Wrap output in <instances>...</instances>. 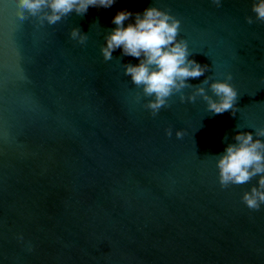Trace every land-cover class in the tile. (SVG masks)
Here are the masks:
<instances>
[{"label":"water","instance_id":"obj_1","mask_svg":"<svg viewBox=\"0 0 264 264\" xmlns=\"http://www.w3.org/2000/svg\"><path fill=\"white\" fill-rule=\"evenodd\" d=\"M252 3L116 0L40 26L0 0V264H264V205L242 200L259 177L222 188L216 164L239 131L264 127V23H247ZM152 4L181 19L189 59L210 66L188 83L232 73L235 116L175 93L154 117L124 74L139 59L117 49L104 60L117 12Z\"/></svg>","mask_w":264,"mask_h":264},{"label":"clouds","instance_id":"obj_2","mask_svg":"<svg viewBox=\"0 0 264 264\" xmlns=\"http://www.w3.org/2000/svg\"><path fill=\"white\" fill-rule=\"evenodd\" d=\"M216 7L222 6V0H211ZM116 0H16V15L21 20L36 18L40 26L45 23L55 25L64 18L75 13L84 16L89 7L110 8ZM252 13L246 17L248 24L264 23V0H253ZM135 16L134 22L125 21ZM112 23L116 25L105 36L106 43L101 46L105 61L113 59V52L122 49V56L139 59L138 64L131 62L123 64L125 75L129 76L132 84L142 92L136 94V101L147 99L143 107L150 110L152 116L169 106V98L180 94L181 102L194 103L201 97L208 111L220 115L230 111L236 115L239 108L238 89L230 82L232 73L228 72L225 79L212 80L207 76L199 85L188 83L189 78L204 76L209 65H201L191 54L188 41L179 39L181 19L171 11L152 6L142 13L135 14L130 10H120L114 16ZM70 39L80 45H86L89 37L79 27H73ZM211 81V83H210ZM192 88L190 94L184 89ZM209 89L211 94H209ZM240 126L237 125V128ZM171 137L173 129H166ZM177 138H183V129L176 131ZM255 135V139H254ZM264 127H256L252 131H239L234 140L229 143L223 153L216 155L219 169V183L222 188L232 185H243L254 177H259L258 183L250 191H245L243 202L251 210H259L264 205ZM227 135L224 140L226 141Z\"/></svg>","mask_w":264,"mask_h":264}]
</instances>
